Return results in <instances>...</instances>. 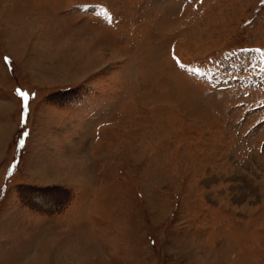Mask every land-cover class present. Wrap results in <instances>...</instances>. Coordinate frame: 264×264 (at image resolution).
Returning <instances> with one entry per match:
<instances>
[{
	"label": "rangeland",
	"instance_id": "obj_1",
	"mask_svg": "<svg viewBox=\"0 0 264 264\" xmlns=\"http://www.w3.org/2000/svg\"><path fill=\"white\" fill-rule=\"evenodd\" d=\"M0 264H264V0H0Z\"/></svg>",
	"mask_w": 264,
	"mask_h": 264
},
{
	"label": "snow or ice",
	"instance_id": "obj_2",
	"mask_svg": "<svg viewBox=\"0 0 264 264\" xmlns=\"http://www.w3.org/2000/svg\"><path fill=\"white\" fill-rule=\"evenodd\" d=\"M5 62L7 63L8 62V58L5 57ZM194 73H195V70H193ZM16 95L22 100L23 102V111H22V115H21V123L22 125L25 124V116L27 115L28 113V109H29V99H30V96H29V93L26 92V91H23L21 90L20 88H17L16 89ZM34 96V93L32 94ZM24 136H27L28 133L27 132H24L23 133ZM20 144L22 145L23 144V140L20 141Z\"/></svg>",
	"mask_w": 264,
	"mask_h": 264
}]
</instances>
